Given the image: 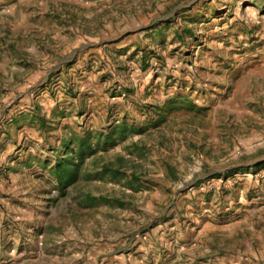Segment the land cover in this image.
I'll use <instances>...</instances> for the list:
<instances>
[{
	"label": "rangeland",
	"instance_id": "rangeland-1",
	"mask_svg": "<svg viewBox=\"0 0 264 264\" xmlns=\"http://www.w3.org/2000/svg\"><path fill=\"white\" fill-rule=\"evenodd\" d=\"M16 121L33 137L14 142L0 199L31 212L4 222L22 249L41 243L56 264H264V0H0L5 135ZM122 122L144 132L60 194L61 139ZM117 157L135 190L83 179ZM85 194L124 206L80 207Z\"/></svg>",
	"mask_w": 264,
	"mask_h": 264
},
{
	"label": "trees",
	"instance_id": "trees-1",
	"mask_svg": "<svg viewBox=\"0 0 264 264\" xmlns=\"http://www.w3.org/2000/svg\"><path fill=\"white\" fill-rule=\"evenodd\" d=\"M54 114V113H53ZM60 117H64L61 114ZM43 122V120H41ZM144 132L143 128H136L133 125L125 123L113 124L106 133L86 132L82 137L61 139V148L57 153V158L49 168L50 176L55 180L56 190L60 194L76 183L81 176V168L87 159H90L100 152H107L116 147L121 142L128 139L130 136L140 135ZM115 163H103L100 170L96 172H89L83 176L86 181L109 179L119 183L125 180V171L123 164L125 160L117 157ZM97 170V169H96ZM131 180H125L129 189L133 188L137 182V177L130 175ZM99 203H109L117 207H123L124 202L119 199L109 200L104 196L94 197L90 194L83 195V199L79 200L80 207H92Z\"/></svg>",
	"mask_w": 264,
	"mask_h": 264
},
{
	"label": "crops",
	"instance_id": "crops-1",
	"mask_svg": "<svg viewBox=\"0 0 264 264\" xmlns=\"http://www.w3.org/2000/svg\"><path fill=\"white\" fill-rule=\"evenodd\" d=\"M110 43V44H109ZM107 43L108 47H112L114 43L109 42ZM91 49H93V53L99 55L100 58L103 57L104 51L101 50V44L97 43V45H93L89 49V54L91 53ZM110 49V50H109ZM106 49L107 53H110L113 48ZM112 52V51H111ZM102 55V56H101ZM108 60V58H106ZM99 61V59H98ZM106 62V61H105ZM31 112L30 114H32ZM5 126L2 125L0 126V131L2 134H0V175L1 171L5 170V165L8 160L9 155L12 153L11 151H14L17 149L15 146V141L18 142L16 145H18L21 141L29 143L31 142L33 135H32V130L28 128L26 124H24L22 121H16L15 123H12L11 125L8 126L6 132L8 133L7 135L4 134V128ZM39 127V124L37 125ZM40 131V129H39ZM4 148V149H3ZM32 150V147H29V151ZM11 152V153H10ZM23 153V152H22ZM11 159V158H10ZM16 157H13L12 163ZM9 179H13V174H8L6 175ZM1 178V176H0ZM4 182V181H3ZM16 192L17 187L14 188ZM12 190V189H11ZM11 190H4V186L2 182H0V196L2 197V194H7ZM13 193V192H12ZM13 205V204H12ZM21 205H26L25 203H22ZM11 204L7 202L5 199H0V264H56L59 263L56 258V256H52V258H49L47 255V252L45 251V248L41 243L36 244L32 243L31 240H29V250L27 249H22L19 247L18 243L19 240L16 238L15 233H10L7 228L4 226V222L8 221L9 218L11 220H15L17 218L21 219H29L32 217L30 211H11ZM18 207V206H17ZM27 208H29L27 206ZM10 212L14 213L13 215H9ZM9 217V218H8ZM59 241V240H58ZM57 240L55 243H59ZM66 245V243L64 242ZM49 251H53L49 250ZM65 255L67 253H64ZM252 256L256 257V252H250ZM246 259V258H245ZM243 260L242 254L239 255L238 258H235L232 260L231 264H248L247 262H250L249 260ZM244 261V262H243ZM247 261V262H246ZM254 264V263H253ZM255 264H259L256 262Z\"/></svg>",
	"mask_w": 264,
	"mask_h": 264
}]
</instances>
